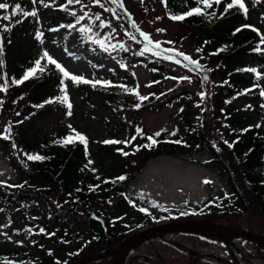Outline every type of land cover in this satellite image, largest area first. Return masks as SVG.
<instances>
[{"label": "rangeland", "instance_id": "374dc122", "mask_svg": "<svg viewBox=\"0 0 264 264\" xmlns=\"http://www.w3.org/2000/svg\"><path fill=\"white\" fill-rule=\"evenodd\" d=\"M42 1L35 0L34 3L33 0H0V3L9 5L8 9L0 10V48L2 46L6 48L7 45L10 46L9 49L20 46L24 56L38 58L47 51L70 76L92 80L94 84L99 82L102 85L117 86L130 82L131 85L125 89L126 100L121 105L115 106L116 113L111 117L109 111L99 107L100 97L90 91L87 95L85 89L80 87V82H73L70 76L64 77L63 73L51 64L60 75L58 78L53 77L55 80L50 87L51 92L62 101L67 95L68 100L63 106H56L59 108L55 113L42 119L35 117L31 119L32 127L40 129L39 137L51 138L64 127L74 126L86 138V143L82 145L97 154L98 144H104L102 142L105 140L127 141L131 130L134 131L132 138L135 139L129 138L130 145L137 144L143 139L148 140L158 132L162 134L171 131L175 135L181 134L183 127L179 116L185 115L191 124L197 125L202 130L218 158L229 166L231 177L235 180L238 189L248 198L249 210L239 220L238 228L264 235L262 216L255 209L256 199L244 181L239 165L234 163L232 147H229L230 132L223 114V110L227 107L224 106L225 102L215 95V90L223 85L219 83L223 77V70L217 68L215 58L198 51L195 45L197 33L191 26L170 19V15L166 12L167 0L164 3L162 0H143V2L100 0L103 7L94 0H80L79 3L71 4L68 0H58L59 4L65 6L70 20L74 22L75 36H82L91 43V49L83 47L80 50L87 56L84 59L75 58L66 51L62 42L56 43L48 38L49 34L45 27L51 11L48 9L47 14ZM242 2L247 9L246 18L258 33V50L263 52L264 25L261 24L259 16L249 9L250 0H242ZM120 3L123 7L119 6ZM16 4L21 5L22 12H26L24 9L26 6L36 11L37 15L25 17L22 12H18L16 16H11V9ZM4 15H9L10 19L4 20L2 18ZM97 15L100 17L99 20L96 19ZM81 16L84 19L78 22ZM54 21H57L56 18ZM101 21L105 23V27L100 26ZM81 29L90 30L81 31ZM38 32L42 33L39 39H37ZM141 33L148 34L152 43H148ZM157 43L159 47L156 46ZM10 52L11 50L9 54ZM6 56L8 54L0 53V60ZM138 56L151 60L152 64H159L171 72V76L160 79L155 71L134 62V58ZM185 56L189 59H185ZM44 59L48 63L47 59ZM249 66L251 72L246 73L244 77L255 79L254 84L257 86L255 92L260 98L252 102L251 99L238 97L233 100L232 105L239 108L255 104L256 111L251 113L253 121L250 122L253 126L259 117L264 116V95H261L264 92V78L257 71L256 60H252ZM209 67H212L211 70ZM2 68L0 65V187L10 189L11 184H14V188L17 189L25 184L9 163L5 144L2 141H14L18 133L22 134L24 102H19L6 92ZM61 80L64 81L63 85ZM62 87L65 89L63 92ZM179 91L195 96L194 104L188 106V112L184 114L178 103L166 104L169 98ZM141 97L147 99L141 100ZM108 115L106 121L104 117ZM113 122L124 123L125 130L114 131ZM131 124H135V130L131 129ZM137 129H141V132L138 133ZM196 130L192 129L191 133L196 134ZM5 136L8 138L4 139ZM74 138L79 140L77 136ZM17 159L29 167L19 154ZM213 159L209 151L203 148L195 152L179 150L160 151L156 154L144 152L140 158L134 160L136 165L129 168L134 177L129 181L122 197L112 199L105 205L97 204L96 207L118 208L123 202L133 208L131 211L133 216L143 212L150 218H157L155 225L167 223L165 220L167 213L180 208L187 209L192 205L199 206L214 195L227 191L225 178L218 171L217 165L212 162ZM261 169L262 167L257 170ZM205 180L210 183H204ZM42 194L55 206H72L76 212L81 213L80 206L75 201L62 202L54 192L44 191ZM0 207L2 208L0 251H6L12 246L26 250L28 255H43L50 260L48 254L50 252L55 257L64 259L69 251L78 248L81 239L90 236V231L82 224L72 222L66 232L68 236L61 237V229L55 228V222L46 217L39 197L21 205L6 206L0 203ZM40 229L44 231L41 232ZM69 234L75 236L69 237ZM167 240L177 247L189 249L196 257L203 254L213 256L214 258L209 257L211 260L205 259L211 263H218L219 260L224 263H234L227 244L223 242L206 240L196 245L194 240L180 236H171ZM240 245L253 259L264 260L263 249L247 241H240ZM95 253L98 252L92 254ZM234 255L239 264H260L250 262L238 251H235ZM132 256L146 257L142 251H134Z\"/></svg>", "mask_w": 264, "mask_h": 264}, {"label": "trees", "instance_id": "16d2710c", "mask_svg": "<svg viewBox=\"0 0 264 264\" xmlns=\"http://www.w3.org/2000/svg\"><path fill=\"white\" fill-rule=\"evenodd\" d=\"M231 2L232 0H221L219 4L213 2L211 7L206 8L198 0H167L166 12L172 16L183 15L194 8H200L202 11V14L185 16L184 19L177 21L195 30L196 48L208 57L215 58L217 68L223 70V77L219 82L223 85L215 90V95L219 100L224 101V106L227 107L223 110V114L230 132L234 163L239 165L243 179L256 199L255 209L262 216L264 223V116L259 117L251 126L250 122L253 121L251 113H255L256 105L239 108L232 105L233 100L238 97L251 99L252 102L260 98L255 92L257 89L254 84L255 79L245 78L244 75L251 72L249 65L252 60H256L257 71L264 78V51L258 50V33L253 30L254 27L246 18L245 11L240 9L239 5H234L226 11L227 4ZM42 4L46 12L48 9L51 11L45 27L49 34L48 38L56 43L62 42L66 51L75 58H87L80 50L83 47L91 49V43L82 36H75L74 22L70 20L65 6L59 4L58 0H43ZM250 4L249 9L259 16L261 24L264 25V0H250ZM24 9L26 12L32 11L26 6ZM54 18L57 21H54ZM69 25L73 27H68ZM237 29L240 31H236ZM9 48V45L6 48L2 46L3 54H8L2 59V79L6 85V92L19 102H24V130L22 134L16 135L14 141L2 142L5 144L9 163L25 185L17 189L14 188V184H11L10 189L0 187V203L6 206L21 205L39 197L46 217L55 222V228L61 229V237L68 236L66 232L72 222L82 224L90 231V236L81 239L78 248L69 251L64 259L48 252L51 258L48 260L43 255H28L26 250L11 246L6 251H0V264H73L86 255L110 250L132 233L155 225L156 217L150 218L143 212L133 216V213L131 215L133 208L123 202L118 208L96 207L97 204L105 205L112 199L122 197L129 181L134 177L129 168L136 165L134 160L140 158L144 152L148 154L175 150L195 152L199 148L209 151L211 158H214L212 162L217 165L218 171L225 178L227 191L214 195L199 206L192 205L187 209L180 208L167 213L165 220L170 222L197 219L207 224L238 227L239 220L249 210L248 198L238 189L235 180L231 177L229 166L218 158L202 130L197 125L191 124L185 115L179 116L183 127L181 134L173 135V132L167 131L151 137L152 139H143L134 145H130V142L98 144L97 154L74 138L75 132H79L74 126L64 127L54 137L40 138V129H34L30 121L34 117L42 119L55 113L59 108L56 106L64 105V102L57 99V95L50 89L55 80L53 77L60 76L59 71L42 57L24 56L20 46ZM37 59L41 60V66H46L45 71H38L34 77L21 84H13L12 80L21 79L27 69L35 66L34 62ZM134 59L135 63L143 64L146 68L155 71L160 79L168 78L167 76L172 74L159 64H152L147 58L138 56ZM211 68L209 67L210 70ZM86 81L88 83L80 82V87L85 89L87 95L92 92L100 97L99 107L109 111L111 117L116 113L115 106L121 105L126 100L125 89L131 85L130 82L113 86L102 85L99 82L94 84L92 80ZM49 100L53 102L46 103ZM194 102V95L179 91L172 95L166 104L178 103L184 114L188 112V106L193 105ZM195 114L197 115L198 112ZM104 118L107 121L109 115ZM112 127L114 131L125 130L124 123L113 122ZM132 128L135 130V124H131ZM73 129L75 132L72 131ZM192 129L196 130V134L191 133ZM233 130L235 132H232ZM132 135L134 131L131 130L130 140ZM69 136L72 137L73 142L63 144V140ZM17 154L25 159L29 167L17 159ZM29 154L40 155L45 159L29 160L27 158ZM261 167V170H257ZM121 176L125 179H118ZM44 191L56 193L62 202L75 201L80 206L81 213L76 212L72 206H55L42 196ZM97 219L104 223H100ZM74 236L69 234V237ZM184 236L194 240L196 245L207 240L194 235ZM136 251H142L148 259L135 256L127 264H192L196 258L192 251L180 250L160 238L143 243ZM108 260L101 259L88 264H106ZM195 264L221 263H211L202 259Z\"/></svg>", "mask_w": 264, "mask_h": 264}, {"label": "water", "instance_id": "95a60500", "mask_svg": "<svg viewBox=\"0 0 264 264\" xmlns=\"http://www.w3.org/2000/svg\"><path fill=\"white\" fill-rule=\"evenodd\" d=\"M97 220L102 222L99 219ZM171 234L194 235L225 244L228 241H247L264 250V235L234 226L206 224L199 220H179L141 229L125 238L114 248L85 256L73 264H88L101 259H109L106 264H127L131 253L140 245L153 239H165ZM203 258H206V256H197L192 264Z\"/></svg>", "mask_w": 264, "mask_h": 264}, {"label": "snow or ice", "instance_id": "6c2138e0", "mask_svg": "<svg viewBox=\"0 0 264 264\" xmlns=\"http://www.w3.org/2000/svg\"><path fill=\"white\" fill-rule=\"evenodd\" d=\"M33 2L35 3V0H33ZM74 2H75V3H79L80 0H68V3H70V4H71V3H74ZM94 2H95L96 4H100V0H94ZM114 2H116V0H114ZM141 2H143V0H141ZM164 2H165V0H162V3H164ZM198 2L203 3L204 6H205L206 8H208V7H211V6H212V3H213V2L216 3V4H219V3L221 2V0H198ZM234 5H239V8L242 9V10H244L245 13H246L247 9L245 8V5H244V3L242 2V0H232L231 3H228V4H227L226 11H227L228 9H231ZM45 6H46V5H45ZM100 6L103 7L102 4H100ZM119 6H120V7H123V4L120 3ZM8 8H9V5H8L7 3H0V10H6V9H8ZM18 12H22V8H21V5H20V4H16V5L11 9V16H16ZM22 14H23L25 17H27V16H33V17H35V16L37 15L36 11H34V10L31 11V12H22ZM193 14H198V15H199V14H202V11H201L200 8H194V9L190 10L189 12L184 13L183 15H172V16H170V19H173V20H182V19L185 18V16H191V15H193ZM212 15H215V13H212ZM2 18H3L4 20H9V19H10V16H9V15H4ZM82 19H84L83 16L79 17V18H78V22H79V20H82ZM96 19H97V20L100 19L99 15L96 16ZM157 19H159V17H158ZM17 22H21V21H17ZM100 26H101V27H105L106 25H105V23H104L103 21H101ZM68 27H73V26H72V25H69ZM245 27H251V26H245ZM6 30H7V29H6ZM86 30H90V29H81V31H86ZM253 30L255 31L256 29L253 28ZM158 31H163V30L158 29ZM236 31H240V29H237ZM41 35H42V33H39V32H38V33H37V39H39ZM141 35L144 36V39H145L146 41H148V43H152V41L150 40L148 34L141 33ZM101 46H103V45H101ZM156 46L159 47V43H157ZM222 50H223V49H221V51H222ZM198 51H199V49H198ZM2 52H3V49L0 48V53H2ZM42 58H46L49 64L55 65V67H56L61 73H63V76H64V77L67 78V77L70 76V74H69V73H68V72H67V71H66V70H65V69H64V68H63V67H62V66H61V65L55 60V59H53V58L49 55V53H48L47 51H44V52H43V54H42ZM185 59H189V57L185 56ZM34 63H35V66L32 67V68L27 69V70L25 71V73H24V75H23V77H22L21 79H18V80H17V79H13V80H12V83H13V84H21V83H23L24 81H26V80H28V79L34 77V76L37 74L38 71H39V72H44V71H45V67H46V66H41V60H40V59H37ZM192 63H195V61H192ZM2 64H3V61L0 60V65H2ZM252 71H255V70L252 69ZM70 79H71L73 82H77V83H79V82L88 83V81L83 80L82 77L75 76V75L70 76ZM63 84H64V81L61 80V85H63ZM61 91L63 92V91H65V89L62 87V88H61ZM261 95H264V92H262ZM57 99H59V98H57ZM144 99H147V97H141V100H144ZM67 100H68V97H67V95H65V96L63 97V102H67ZM51 102H53V101H52V100L46 101V103H51ZM68 107H69V109H70V108H71V105L69 104ZM137 107H139V105H137ZM70 114H71V113L69 112V115H70ZM258 126H259V125H258ZM69 127L71 128V126H69ZM72 131L75 132L74 129H73ZM137 132L140 133V132H141V129H137ZM172 134L174 135L175 133H172ZM75 135L79 138V141H80L81 143H86V138H85V136H84L83 134H81V133H79V132H75ZM155 135H156V136H159L160 133L158 132V133H156ZM7 138H8L7 136L4 137V139H7ZM132 139H135V137H133ZM149 139H152V138L149 137ZM72 142H73V141H72V137L69 136V137L65 138V139L63 140L62 143L65 144V145H67V144L72 143ZM128 142H129V141L105 140V141H103L102 143H104V144H119V143H125V144H127ZM153 143H155L154 140H153ZM176 143H180V141H176ZM14 147H15V145H14ZM146 147H148V146L146 145ZM229 147H232V145L229 144ZM137 150H138V149H137ZM123 154H124V155H128V153H123ZM27 158H28L29 160H43V159H45L44 157H42V156H40V155H31V154H29V155L27 156ZM89 163H91V161H89ZM118 179H120V180H124L125 177H124V176H121V177H119ZM204 183L207 184V183H210V181L205 180ZM141 210L143 211V209H141ZM40 231L43 232L44 230H43V229H40Z\"/></svg>", "mask_w": 264, "mask_h": 264}, {"label": "bare ground", "instance_id": "6f19581e", "mask_svg": "<svg viewBox=\"0 0 264 264\" xmlns=\"http://www.w3.org/2000/svg\"><path fill=\"white\" fill-rule=\"evenodd\" d=\"M173 236L179 237V235H173ZM227 249L229 250V252H230V254H231V256H232L235 264H238V259L234 255V252L236 250H238V252L242 253L243 256L247 260H249L250 262H253V263L255 262V263H260V264L264 263V260H261V259H253L251 256H249L247 254V252L241 247L240 242H238V241H228L227 242Z\"/></svg>", "mask_w": 264, "mask_h": 264}, {"label": "flooded vegetation", "instance_id": "af4514ba", "mask_svg": "<svg viewBox=\"0 0 264 264\" xmlns=\"http://www.w3.org/2000/svg\"><path fill=\"white\" fill-rule=\"evenodd\" d=\"M218 263H220V262H218ZM221 264H225V263H222V262H221Z\"/></svg>", "mask_w": 264, "mask_h": 264}]
</instances>
